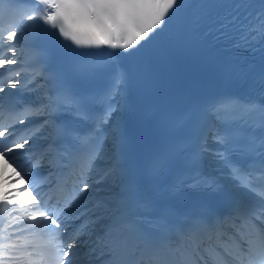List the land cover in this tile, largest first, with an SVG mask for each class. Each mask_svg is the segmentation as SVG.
I'll return each mask as SVG.
<instances>
[{
  "label": "snow or ice",
  "instance_id": "obj_1",
  "mask_svg": "<svg viewBox=\"0 0 264 264\" xmlns=\"http://www.w3.org/2000/svg\"><path fill=\"white\" fill-rule=\"evenodd\" d=\"M44 25L77 47L36 72L25 49ZM221 45L227 59L209 54ZM105 46L121 51L79 50ZM174 56L240 89L143 112L156 147L132 161L110 121L130 91L151 99ZM0 158L31 181L0 195L23 213L0 264H264V0H0ZM190 190L226 211L165 203Z\"/></svg>",
  "mask_w": 264,
  "mask_h": 264
},
{
  "label": "bare ground",
  "instance_id": "obj_2",
  "mask_svg": "<svg viewBox=\"0 0 264 264\" xmlns=\"http://www.w3.org/2000/svg\"><path fill=\"white\" fill-rule=\"evenodd\" d=\"M38 82L43 84V77H40L38 79ZM0 182L9 190V193H14L17 190L18 182L15 180V178L12 177L11 173L7 172L5 167L0 168ZM25 199H27V197ZM20 214L23 215V213L13 212L11 225L17 226V221L16 219H13V217L20 216Z\"/></svg>",
  "mask_w": 264,
  "mask_h": 264
}]
</instances>
